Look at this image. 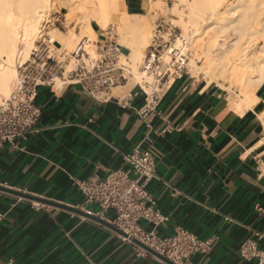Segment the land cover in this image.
Here are the masks:
<instances>
[{
    "label": "crops",
    "instance_id": "crops-1",
    "mask_svg": "<svg viewBox=\"0 0 264 264\" xmlns=\"http://www.w3.org/2000/svg\"><path fill=\"white\" fill-rule=\"evenodd\" d=\"M124 2L128 15L144 12V0ZM139 84L126 79L106 98L71 82L37 88L40 130L20 149H0V186L62 206L36 209L0 190V263L167 264L151 253L136 255L116 231L63 207L110 223L114 211L97 216L99 206L84 204L75 182L127 168L124 154L139 145L154 160L157 178L147 185L153 208L168 218L155 228L140 221L142 228L166 236L180 226L214 238L187 264H257L240 257L238 247L252 232L264 234V83L256 104L238 112L220 87L192 76L170 80L149 134L138 115L145 104ZM257 246L264 249V237Z\"/></svg>",
    "mask_w": 264,
    "mask_h": 264
},
{
    "label": "built area",
    "instance_id": "built-area-1",
    "mask_svg": "<svg viewBox=\"0 0 264 264\" xmlns=\"http://www.w3.org/2000/svg\"><path fill=\"white\" fill-rule=\"evenodd\" d=\"M51 24V18L45 16L27 57L18 54L15 58L16 76L8 96L0 102V149L5 144L20 149L21 142L40 130L37 124L41 111L35 104L39 86L71 82L80 85L91 96L106 98L111 88L126 80L124 68L116 62L118 49L112 39V27L108 28L97 57L90 56L85 50V41L79 42L70 53L72 63L66 69L68 65H64L65 60H62L66 55L57 52L59 49L47 33ZM192 55L188 41L176 33V26L162 19L155 23L140 68L141 73L152 76L150 82L139 84L145 95V104L138 115L147 134L155 131L152 117L165 85L170 80L189 76L188 62ZM123 157L127 168L110 170L102 178L93 175L75 182L84 197V204L98 205L100 211L97 216L108 209L113 210L114 217L110 224L122 232L117 234L123 241L133 244L138 256L149 252L133 243V239L174 264H187L192 254L207 252L214 238L199 239L180 226L166 236H157L153 231L142 228L140 221L155 228L168 219L153 208L154 201L147 190L149 182L157 178L154 160L150 151L139 145ZM30 203L36 209L42 205L33 200ZM2 216L0 213V220ZM263 237L262 233L252 232L238 247L240 257L264 264V249L257 246V240ZM0 264L14 262L9 259Z\"/></svg>",
    "mask_w": 264,
    "mask_h": 264
},
{
    "label": "bare ground",
    "instance_id": "bare-ground-1",
    "mask_svg": "<svg viewBox=\"0 0 264 264\" xmlns=\"http://www.w3.org/2000/svg\"><path fill=\"white\" fill-rule=\"evenodd\" d=\"M59 1L69 12L74 7L83 26L92 33L91 21L105 28L116 10L124 5L123 0ZM52 3L53 0H0V94H8L16 76L15 58L18 54L27 57L38 36L40 20ZM156 6L155 0H144V12L134 13V17L125 13L118 16L117 35L121 42L128 41L131 46L129 58L134 72L149 42L148 25ZM168 9L175 26L182 30V36L197 55L193 53L195 57L189 60L190 71L194 75L202 72L208 83L219 84L227 92L232 109L242 112L256 104L257 92L264 83V0H180ZM55 32L63 45H72L73 31L66 35ZM200 55L204 59L201 66L197 63ZM139 74L150 82V76ZM135 78L136 75L131 77ZM233 88H238V99ZM260 116L264 122V110Z\"/></svg>",
    "mask_w": 264,
    "mask_h": 264
},
{
    "label": "rangeland",
    "instance_id": "rangeland-1",
    "mask_svg": "<svg viewBox=\"0 0 264 264\" xmlns=\"http://www.w3.org/2000/svg\"><path fill=\"white\" fill-rule=\"evenodd\" d=\"M153 1L154 0H152V2ZM179 1L178 0H160V1L159 0L158 1L155 0V2L157 3V6H156V11L151 12V15H150V21H152V22H151V24L149 22L150 26L148 25V28L150 29V30L148 29L149 30L148 31L149 32L148 33V41L150 39L149 37H151L152 30L154 28L155 23L157 21H159L160 19L164 20L165 22H168L172 26H175V22L173 21V15L170 13L171 10L168 9V8H170L174 3L179 2ZM53 2L54 3H52V7L48 10L47 13L44 14V16L42 17L40 22L45 18V16H48L49 18H51V23L52 24L47 28V33H48L49 37L53 39V42L55 43V45L59 49V51H57V52L60 53V54H65L66 55L65 59H62V60H65L64 61V65H68V66H66V69H69L70 66H71L70 64L72 63V61H71L72 58L70 56V53L75 49L76 45L79 42L87 40V45H86V42L84 43L85 50L89 53L90 56L97 57V54H98V52L100 50V47L103 44V41H104V39L106 37L107 30H108V28L112 27L114 29V35L112 36V39L114 40V42L116 44V47L118 49L117 50V54H116V62H117L118 66H122L124 68V75L126 76V79H128L130 83L139 82L140 84H142V82L144 80H149L148 78L143 79V77L139 74L141 72L140 68H141V65H142V60H143V56H144V52H145V48L146 47L143 49L142 58L138 62L137 69L134 72L133 69H132L133 63L131 62V60L129 58V54L131 52V46H130L128 41L121 42V40L119 39V37L117 35V20L119 19L118 16H120V14L122 15L124 13L125 14L128 13V9L126 7V4H125L124 0H123L124 5L120 6L122 8L121 9L117 8L118 10H116L117 12L115 11L116 12L115 16H113L112 19L106 24L105 28L101 27L96 22L91 21V26L93 28L94 33L88 31L86 29V27H84L85 25L82 22V20L81 21L79 20V17H78L79 15H77L78 14L77 10L72 9L74 7L71 6V8L69 10H72V11L69 12L65 7L62 6V4H61V2L59 0H55V1L53 0ZM161 3L162 4L164 3V4L161 5ZM75 4L76 3H74L73 6ZM128 16L134 17V15H128ZM39 27H40V24L38 26V29H39ZM57 30L60 31L61 34H65V35H66V33H69L70 31H73L72 33H74V35H73V38H72V45L70 47L63 45L62 39H60V37H58L56 35L55 31H57ZM176 33L183 35L182 30L179 27H177V26H176ZM147 43H149V42H147ZM188 43H189V41H188ZM201 43H202V45L205 44L203 41ZM189 48H190V50H191V52L193 54L194 53L193 52L194 51L193 48L192 47H189ZM92 52H94V53H92ZM91 53H92V55H91ZM194 55L197 56L196 53H194ZM194 55H192V56L195 57ZM203 60L204 59H203L202 55H200L199 58L197 59L198 65L201 66L202 63H203ZM134 75H136V78L135 79H131V77L134 76ZM188 75L192 76L196 80H199L200 82H202V83H204V84H206L208 86L220 87V85L216 84L215 81H210V83H208L209 82L208 78L202 72H200V74L194 75L193 72H191L190 69H189V64H188ZM139 77H141V78H139ZM151 80H152V76L150 78V81ZM11 84H12V82L10 83V88H11ZM220 88H222V87H220ZM233 90H234L233 92L235 94V97L238 99V97H239V94H238L239 91H237L238 88H233ZM9 91H10V89H9ZM224 92L227 94V92L225 90H224ZM8 94H9V92H8ZM8 94H6V95L0 94V102H1L2 99L6 98L8 96ZM226 98L228 100L227 95H226Z\"/></svg>",
    "mask_w": 264,
    "mask_h": 264
},
{
    "label": "water",
    "instance_id": "water-1",
    "mask_svg": "<svg viewBox=\"0 0 264 264\" xmlns=\"http://www.w3.org/2000/svg\"><path fill=\"white\" fill-rule=\"evenodd\" d=\"M0 190H3V191H6L8 193H11V194H14L18 197H22V198H25V199H28V200H33V201H36V202H39V203H42V204H47V205H54V206H62L61 204H58L54 201H51V200H47V199H44V198H40V197H37V196H33L31 194H27V193H23V192H19V191H15V190H10V189H7V188H4V187H1L0 186ZM63 207H67L69 210L75 212V213H78V214H84V215H87L88 217L108 226L109 228H111L112 230L116 231L117 233H120L122 234V232L120 230H118L117 228H115L112 224L108 223V222H105L103 221L102 219L96 217V216H93V215H90V214H85L84 212L80 211L79 209L77 208H73V207H68V206H63ZM133 243L139 245L140 247L144 248L145 250H147L149 253L153 254L154 256L160 258L161 260H163L164 262H166L167 264H174L173 262L167 260L166 258H164L163 256L159 255L158 253L154 252L153 250L147 248L145 245H143L141 242L137 241V240H132Z\"/></svg>",
    "mask_w": 264,
    "mask_h": 264
}]
</instances>
